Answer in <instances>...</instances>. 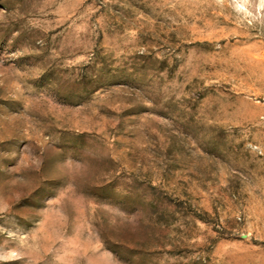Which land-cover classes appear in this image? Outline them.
Segmentation results:
<instances>
[{"label": "rangeland", "instance_id": "1", "mask_svg": "<svg viewBox=\"0 0 264 264\" xmlns=\"http://www.w3.org/2000/svg\"><path fill=\"white\" fill-rule=\"evenodd\" d=\"M0 264H264V0H0Z\"/></svg>", "mask_w": 264, "mask_h": 264}]
</instances>
